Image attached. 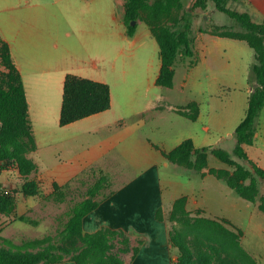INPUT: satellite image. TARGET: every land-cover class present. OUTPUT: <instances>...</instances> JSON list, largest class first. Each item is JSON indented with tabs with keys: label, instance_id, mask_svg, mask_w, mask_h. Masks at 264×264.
<instances>
[{
	"label": "crops",
	"instance_id": "obj_1",
	"mask_svg": "<svg viewBox=\"0 0 264 264\" xmlns=\"http://www.w3.org/2000/svg\"><path fill=\"white\" fill-rule=\"evenodd\" d=\"M125 3L126 0H0V36L9 44L25 85L35 139V149L28 156L37 165L31 179L39 187L37 194L22 196L23 199L22 192L18 193L17 212L31 214L38 206L47 216L56 218L62 209L55 211L50 204L61 206L64 202L56 203L50 198L55 184L71 183L88 170L101 168L111 175L108 193L113 192L97 196L98 206L83 219L84 231H122L129 240L128 251H117L122 264H174L177 251L167 222L161 218L162 210L172 209L183 195H189V203L192 198V205L214 217L233 219L230 211L240 213L245 207L237 199H231L235 203L232 206L226 200L230 197L228 191L219 181L209 182L224 193V197L215 196V190L206 185L213 175L207 174L204 179L177 177L174 171L179 164L165 153L186 139H192L197 148H223L221 143L226 138L237 142L235 126L247 113L253 88V82L248 80L253 60L230 51V47H243L242 41L247 43L246 40L213 34L209 30L215 24L200 31L194 38L191 63L179 61L185 72L179 89L184 104L178 106L169 93L176 88L178 61L172 86L159 84V43L145 21L146 27L138 26L133 36L127 34ZM251 8L248 1L235 9L248 11L253 20L263 22L264 19H255L262 17L261 11ZM149 47L156 49V59L147 53ZM136 60L140 61L138 66ZM202 72L210 85L199 91L194 80ZM69 73L108 83L111 107L61 125L64 81ZM231 76L240 77L239 84L234 85L245 90L241 96L242 107L246 101L244 114L237 107L233 109L231 100L221 93V86L231 82ZM195 105L198 112L192 119L187 114L194 112ZM165 111L174 114L170 121L151 127L156 121L154 112ZM263 112L264 108L261 116ZM163 119L168 120V116ZM146 127L153 132H147ZM259 134L257 130L256 138ZM246 145L249 144L243 146ZM246 151L264 168L259 157ZM127 164L137 168V175L114 183L121 165ZM14 169L11 166L7 170ZM13 184L11 181L7 187ZM41 218L34 219L40 224ZM52 264L77 263L64 259Z\"/></svg>",
	"mask_w": 264,
	"mask_h": 264
},
{
	"label": "trees",
	"instance_id": "obj_2",
	"mask_svg": "<svg viewBox=\"0 0 264 264\" xmlns=\"http://www.w3.org/2000/svg\"><path fill=\"white\" fill-rule=\"evenodd\" d=\"M216 8L225 12L234 19L239 28L234 30L232 26L216 25L209 30L213 34L246 40L250 47L255 51L256 61L251 67L255 76V82L249 96V105L245 117L240 121L235 129L237 143L233 152L247 160L251 168H246L232 158L231 152L219 147H195L192 139H186L169 153H165L169 160L178 164L191 163L192 156L196 155L195 167L199 170L208 163V154L211 152L221 161L235 166L232 174L223 176L220 169H212L213 173L219 178H223L235 192L240 196L250 200H255L257 193L256 179L254 173L264 179V168L250 159L244 144H253L256 139L258 124L261 112L264 108V21L253 20L248 11H239L231 8L228 4L231 0H211ZM208 0H195L193 6L206 8ZM182 0H126L124 22L127 34L133 36L138 27V20H144L151 28L160 46V57L162 60L161 72L158 83L165 86H172L175 75V64L178 57L190 58L194 55L192 35L193 27V7L184 9L178 23L173 24L171 19L175 10L183 9ZM133 21L135 23H133ZM234 30V31H233ZM201 31H206L201 29ZM0 60L4 70L0 73V169L7 170L11 166L18 168L20 174L26 178L36 170V163L30 158L29 153L35 149V139L33 133L32 120L29 113V104L26 89L21 72L19 71L9 44L0 36ZM251 79V77H250ZM251 81H253L251 79ZM111 107V90L108 83L83 77L77 74H67L64 81L63 103L60 115V124L65 125L84 118L91 114L107 110ZM198 109L195 105L193 113L187 114L195 119ZM91 176L96 177V181L90 186L88 196L76 201L69 209V218L65 227L59 232V242H50L52 235L38 238L36 244L44 245L36 252H30L23 256H18L6 249L0 250V264H52L62 261L58 256L64 249V243L73 240L79 241V252L72 255L70 260L77 264H90L92 255H102L97 264H122L117 252H112L114 241L120 239L123 243L122 251L129 250V240L122 231H109L101 229L94 233L84 231L83 219L94 210L100 199L97 198L104 189L112 185L111 175L101 168H92L87 171ZM96 175V176H95ZM250 178V184L244 182ZM74 181L84 183L83 179H75L65 185L55 184V189L50 198L56 203L65 202L67 191L71 188ZM3 186V184H2ZM21 192L26 195H34L39 192L36 181L27 179L21 185ZM113 192V191H110ZM110 192H105L108 196ZM5 191L0 194V198ZM186 198L180 196L174 202L171 215L187 217L188 210L185 208ZM264 209V205H261ZM160 213V212H159ZM18 219L38 225L39 221L30 218L28 215H20ZM210 227L229 236H240V232L233 233L227 229L223 222L213 218L199 217ZM224 222H228L226 219ZM176 232V231H175ZM178 235L180 233L176 232ZM236 234V235H235ZM181 255L179 261L184 260L185 255L191 253L190 247L181 238L179 240ZM66 247V246H65ZM72 247L66 248L67 251ZM77 248V247H74ZM62 249V250H61ZM138 247L134 248V252ZM208 261L205 262V264ZM175 264V263H174Z\"/></svg>",
	"mask_w": 264,
	"mask_h": 264
},
{
	"label": "rangeland",
	"instance_id": "obj_3",
	"mask_svg": "<svg viewBox=\"0 0 264 264\" xmlns=\"http://www.w3.org/2000/svg\"><path fill=\"white\" fill-rule=\"evenodd\" d=\"M153 1V0H150ZM250 1L252 8H256L257 11H261L262 17L255 16L256 20L264 19V0H239V1H231L228 5L231 8H241L244 7L246 2ZM183 2V9L175 10L174 14L171 16V21L173 24L178 23L181 14L183 13L184 9H188L193 7V29L192 35L196 38L201 29L208 30L214 24L219 26H232L239 28L238 24L234 19L229 17L225 12L218 10L213 1L208 0V4L206 8L201 7H194L193 4L195 0H182ZM198 11V12H197ZM138 26L141 28L146 27V23L144 20H138ZM233 30V31H234ZM230 41V40H228ZM232 43H239L238 40H231ZM243 47H230L231 52H235L240 57L248 58L253 60V63L256 59H253L254 50L245 42L242 41ZM220 49V48H219ZM138 50V49H137ZM221 50L223 51V47L221 45ZM147 53L150 56H153L155 59L157 58V52L154 47H149ZM190 58L183 57L180 55L178 57V65H177V75H176V88L169 90L171 93L172 100L179 104L178 106H182L183 100L179 96L180 93V84L183 80L184 69L179 67V61H187ZM140 61L136 60L137 66ZM191 63V60H189ZM4 66L0 60V73L4 70ZM234 71V67L232 68V72ZM253 80L255 82V76L252 71L249 73L248 80ZM207 75L202 72L199 76L195 77V84L199 91L202 89L203 86L210 85L209 80H207ZM237 80V82H236ZM240 77L231 76V82L225 83L222 85L220 90L221 93L224 94L223 98L227 101L231 100L232 108L234 109L237 107V110H240V114H244L246 107H245V100H244V107L241 105V96L245 90L243 87L239 85ZM243 81H247L246 79L242 78ZM213 89V85L210 86ZM152 113V112H151ZM156 114L155 118L156 121L150 124L151 127L165 125L170 120L169 118L174 116L173 113L169 111L165 112H154ZM153 114V115H154ZM150 117H154L152 114H149ZM163 116H168L167 119H163ZM188 123L193 124L188 120ZM238 125V124H237ZM176 126V125H175ZM237 126H235L236 129ZM147 132L152 133V129L145 128ZM258 131L259 135L256 138V143L252 145H246L245 148L249 151V153L254 156L255 158H260V163L264 166V112L262 116L260 115L259 124H258ZM228 136V134L226 135ZM89 137H94L89 134ZM235 139H225L222 141L221 146L230 151L232 158L236 160L238 163L243 164L246 168H251L250 163L237 156L233 150L236 145ZM196 159V155L192 156L191 163H183L176 166L174 173L177 177L184 178V177H197L204 179L207 174L213 175L209 177L206 181L207 188L209 190H215V196L224 197V193L222 190L217 189L216 187H212L209 182H216L219 181L222 187L227 192L226 200L230 201L232 206L235 204L234 201L231 199L239 200L243 205L241 207H245L239 213L235 209L230 211L233 219H230L226 216H217L214 217L206 212V210L202 207H195L192 205V198L191 203H189V195H183L186 198L185 208L188 210L189 215L185 217L172 216L171 212L172 209L166 210L161 212V218L167 222L170 232V240L173 246L176 247V259L175 264H264V209L261 208V205H264V179L254 173V177L256 179V186H257V193L255 200H250L246 197L240 196L237 194L223 178H219L216 174H214L212 169H220L219 171L222 172L223 176L230 175L233 173L235 166L227 164L221 161L219 158L214 156L213 154L210 155V163H209V154H208V163L207 165L202 168L201 170L197 169L194 165ZM15 167V166H14ZM209 167V170H205V168ZM16 169L12 171L10 170H1L0 169V185L3 184L5 187V194L0 198V250L6 249L11 253H14L18 256L26 255L30 252H36L40 248H43L44 245L36 244V240L38 238L44 237L46 235H52L49 239L50 242H59L61 232L60 230L65 227V224L69 218V209L72 207L76 201L88 196L90 192V186L94 184L96 181V177L91 176V173L84 174L81 179H83L84 183H79L74 181L71 188L67 191V198L65 202L61 206H57L54 203H51L50 206L55 209L61 207V212H58V216L55 218H51L47 216V213L41 211L40 208L37 206L34 213L27 214L30 218H43L39 225H33L27 222H24L18 217V205L19 202L16 198L18 193L21 191V185L27 179H31V175L28 178L22 176L18 170ZM137 175V168L131 164L121 165V169L117 172L115 176L114 183L118 182V180L127 179L130 177H134ZM96 176V175H95ZM18 177V180H17ZM219 180H217V178ZM13 181L14 184L10 188L6 189L9 182ZM227 185H226V184ZM245 184H250V178H248ZM111 190V186L103 190V194ZM229 193V195H228ZM22 196H27L22 192L20 194ZM44 212V213H43ZM54 212V210L52 211ZM23 215V214H22ZM199 217H208L216 219L220 222H223L227 229H231L233 233L240 232V236H232V234L226 235L221 233L220 231L210 227L209 225L205 224L202 221H198L197 218ZM226 219L228 222H224L223 220ZM60 231V232H59ZM180 233L178 235L176 232ZM236 235V234H235ZM181 238L187 243L190 247L191 253L189 255L184 256V260L179 261V256L181 255V251L179 249V240ZM79 241L77 240L74 242L73 240L68 241V243H64V249L59 252L58 256L61 259H68L74 254H78ZM66 246V247H65ZM70 248L69 251L66 248ZM77 247V248H74ZM123 247L122 241L119 239L114 241V247L112 248V252H117L119 249L121 250ZM105 252L102 255H92L91 263L90 264H97L102 257H105Z\"/></svg>",
	"mask_w": 264,
	"mask_h": 264
},
{
	"label": "built area",
	"instance_id": "obj_4",
	"mask_svg": "<svg viewBox=\"0 0 264 264\" xmlns=\"http://www.w3.org/2000/svg\"><path fill=\"white\" fill-rule=\"evenodd\" d=\"M7 188H9V187L6 186V189H7ZM3 191H5V187L2 186V185H0V194L3 193Z\"/></svg>",
	"mask_w": 264,
	"mask_h": 264
},
{
	"label": "water",
	"instance_id": "obj_5",
	"mask_svg": "<svg viewBox=\"0 0 264 264\" xmlns=\"http://www.w3.org/2000/svg\"><path fill=\"white\" fill-rule=\"evenodd\" d=\"M133 23H135V22L133 21Z\"/></svg>",
	"mask_w": 264,
	"mask_h": 264
}]
</instances>
